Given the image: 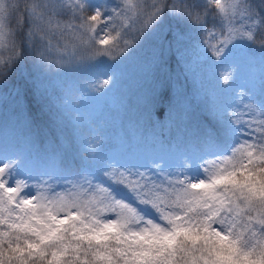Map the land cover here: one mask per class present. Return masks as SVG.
I'll use <instances>...</instances> for the list:
<instances>
[{"label": "snow or ice", "instance_id": "snow-or-ice-1", "mask_svg": "<svg viewBox=\"0 0 264 264\" xmlns=\"http://www.w3.org/2000/svg\"><path fill=\"white\" fill-rule=\"evenodd\" d=\"M54 35L71 39L53 47ZM148 37L155 40L150 70L165 73L154 96L165 82L171 87L169 57L184 71L192 50L212 64L237 49L264 55V3L0 0V47L11 53L7 62L0 59V79L26 53L49 72L115 62ZM218 72L227 86L235 66ZM111 80L89 86L99 91ZM33 86L48 111L41 82ZM13 102V119L31 128L21 89ZM151 103L146 97L149 115ZM186 115L215 151L170 171L158 161L108 162L97 173L61 159L55 175L30 179L20 175L18 159H0V264H264V96L239 89L223 110L208 106Z\"/></svg>", "mask_w": 264, "mask_h": 264}, {"label": "trees", "instance_id": "trees-1", "mask_svg": "<svg viewBox=\"0 0 264 264\" xmlns=\"http://www.w3.org/2000/svg\"><path fill=\"white\" fill-rule=\"evenodd\" d=\"M247 2L258 8L264 0ZM66 39L71 38L54 35L53 47H62ZM154 45L155 40L148 37L138 49L115 62L69 64L49 72L34 65L31 53L22 60L17 58L0 79V113L4 117L0 121V157L16 158L21 166L42 177L55 175L61 159L98 173L108 162L147 167L158 161L170 171L182 167L185 160L195 165L211 155L214 146L195 135L186 114H199L208 106L223 110L234 103L239 89L248 90L259 100L264 96V55L237 49L221 63L212 64L192 50L184 71L169 57L165 63L172 75L171 87L165 82L153 96L157 82L165 79V73L150 70ZM10 54L5 48L0 59L7 62ZM232 65L233 80L224 86L218 69ZM109 75L111 83L104 89L94 91L89 86ZM35 80L41 82L49 102L46 112L34 94ZM17 88L24 94V113L32 118L31 128L13 119ZM146 97L152 98L151 115L146 111ZM170 105L175 107L168 116ZM93 149L95 156L84 159Z\"/></svg>", "mask_w": 264, "mask_h": 264}, {"label": "rangeland", "instance_id": "rangeland-1", "mask_svg": "<svg viewBox=\"0 0 264 264\" xmlns=\"http://www.w3.org/2000/svg\"><path fill=\"white\" fill-rule=\"evenodd\" d=\"M5 48L6 47H0V57L3 55L4 51H5ZM18 171L20 173V175L22 176H27L29 177L30 179H37L38 177H36V175H34L33 173H31L30 171L20 167L18 165Z\"/></svg>", "mask_w": 264, "mask_h": 264}]
</instances>
